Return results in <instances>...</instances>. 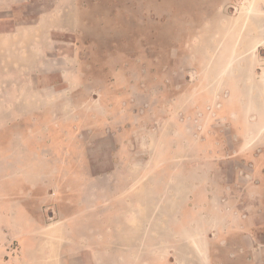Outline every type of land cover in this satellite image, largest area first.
<instances>
[{
  "label": "rangeland",
  "instance_id": "obj_1",
  "mask_svg": "<svg viewBox=\"0 0 264 264\" xmlns=\"http://www.w3.org/2000/svg\"><path fill=\"white\" fill-rule=\"evenodd\" d=\"M254 2L0 0V264L234 249L194 233L188 204L205 172L243 168L247 115L225 109L237 74H264Z\"/></svg>",
  "mask_w": 264,
  "mask_h": 264
},
{
  "label": "crops",
  "instance_id": "obj_2",
  "mask_svg": "<svg viewBox=\"0 0 264 264\" xmlns=\"http://www.w3.org/2000/svg\"><path fill=\"white\" fill-rule=\"evenodd\" d=\"M254 3L253 24L264 33V10L256 7L258 0ZM260 64L264 67V63ZM240 76L236 75V82L247 83V86L242 94L238 90L236 94L233 92V97L236 102L239 98L243 100V104L232 109H227V105L225 111L247 115L246 130L250 133L240 142L241 153L235 157L243 168L216 172L214 177L212 172H205L208 180L202 187L203 200L197 202L193 198L188 204L195 213L194 220L189 222L194 233H203L207 237L205 241H214L220 246L234 242L235 247L226 253L205 250L203 255L198 254L204 264H223L221 259H230L233 264H264V74L259 73L257 78L252 75L241 79ZM244 166L249 168L244 169ZM227 177L229 181L225 180ZM168 207L179 208L174 203ZM260 258L262 260L257 262Z\"/></svg>",
  "mask_w": 264,
  "mask_h": 264
}]
</instances>
